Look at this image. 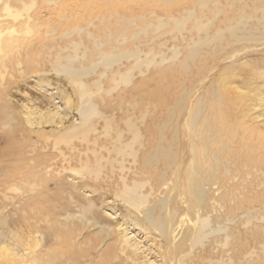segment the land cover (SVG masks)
<instances>
[{"label": "rangeland", "instance_id": "obj_1", "mask_svg": "<svg viewBox=\"0 0 264 264\" xmlns=\"http://www.w3.org/2000/svg\"><path fill=\"white\" fill-rule=\"evenodd\" d=\"M49 1L24 0L25 4L22 6L14 5L13 9L21 10L24 16L41 12V22L31 24L28 30L21 28L16 22L17 30L13 36L7 33L0 43V264H31L37 258L42 261L38 262L39 264H97L99 254H111L120 247L118 234L125 228H120V213L113 216L112 211L108 209H122L124 206V200L119 195L122 186H117L121 183L120 170L127 167L124 173L130 174L129 184L134 179L137 182L149 180L150 184H146L145 189L154 187V175L163 172V162L154 160V163L147 166L146 173L140 166L145 165L149 156L156 155V148L168 147V143L164 141L169 140V128L173 127L171 118L180 113L184 114L182 120L177 123L182 128L199 102L206 100L219 104L224 101L227 103V109L238 105L244 112L247 106L251 110L254 108V102L259 99L258 95L264 98V26L261 24L264 18V0H218V7L225 8L226 12L219 14L213 23L208 22L214 17L208 9L215 7L210 0L208 7L203 8L207 13L203 21L209 25L213 24V27L209 26V34H217L219 27L225 29L226 20L234 18L237 21L239 16L246 14L250 16L248 30L258 39L233 42L227 31L222 35L224 43L215 42L198 48L190 46L199 39L197 34L194 36L195 40L191 41V34L185 32L187 40H184V34L158 32V21L150 20L153 15H150L151 10L156 11L150 6L151 3L145 5L138 0L134 4L130 0L114 2H119L118 6H115L118 16L130 19L120 24L129 23L130 27H134L127 34L132 41L128 39L126 46L123 45L125 50H142L143 59L152 47L161 43L166 44L165 47H160L165 59H170L176 51L181 52L179 59L184 60V67H181L178 59L177 65L170 68L166 64L159 69L146 66L138 69L137 65L133 66L134 60L127 59L118 62L119 64L105 66L102 63V50L118 54L116 48L120 47L118 42H114V46L111 45L113 48L108 46L97 50L96 46L103 41L101 36H105L106 41H111L112 33L109 28L105 26L102 30L101 26V31L97 32V29L89 24L90 17L83 11H77L78 19H72L74 22L68 27V31L72 32L69 35L72 36L66 35L64 30L61 34L57 33L56 17L50 12L54 11L55 5L48 4ZM192 4H188L186 8L202 12L200 6ZM109 5H106V11L113 10ZM2 8L0 3V11ZM178 9L173 7L172 13L176 15L184 8ZM158 13L163 16V11ZM143 17L146 19L142 20ZM119 18L117 17L116 21L112 19L110 24H117ZM94 23L97 25L99 21ZM190 27H193V24L189 23L188 28ZM146 28L149 31L143 32ZM79 29L82 31L79 32ZM90 33L96 37L91 38ZM243 35L240 33V36ZM173 36H177V40ZM14 41H18V44ZM10 43L12 46L9 47ZM196 49L199 51V58L188 59ZM161 58L162 56L158 55L156 60ZM68 64L77 69L87 67L88 71L74 76L64 67ZM74 81L87 86L86 93L81 98L76 95ZM237 87L242 91L241 100H237ZM224 88H228V92H225ZM68 99L72 100L71 108L67 107ZM92 104L97 106L98 115H94L92 119L96 130L87 136L91 143L82 138L78 139L79 136L77 139L72 138L71 133L76 131L74 126L81 121L77 108L85 110ZM230 111L232 113V109ZM60 112L63 118H59ZM255 112L253 114H256ZM143 118H146L148 123ZM130 123L142 129L143 136L146 135V125H149L153 143L148 145L145 137L143 143L141 140L139 143L133 142L132 132H127ZM166 123L169 127H166ZM157 128L163 129L158 131ZM181 131L183 133V129ZM120 133L122 137L117 142ZM164 135L167 136L164 138ZM159 141H162V144ZM125 142L129 143V147L122 149L126 151L123 159L114 148L121 147ZM73 146L82 153L80 160L76 158L72 163L76 151L79 152L77 149L75 151ZM113 159L117 161L114 162ZM122 159L125 164L121 163L119 167L118 162ZM133 161L136 162L134 165ZM68 162L71 167L77 169L75 172ZM190 162L191 160L188 164ZM112 166L116 167L117 174L111 169ZM73 173H77V177L83 175L85 180L90 175L104 178V181L100 178V181L95 182H102L100 185L109 189L106 194H102H105L104 203L100 202L99 194L95 198L96 201H93L89 190L87 191L83 183H78L80 177L76 180L70 175ZM108 176L115 178L111 180ZM165 179L166 184H161L151 196V206L158 200H169L171 198L168 196L179 194L180 206H188L185 201L191 199V195L184 193L185 181L177 179L171 173H168ZM114 200L117 201L116 204L113 203ZM180 225L181 223L177 224L178 228L175 226L178 230L174 234V242H178L183 232L188 229L187 221L183 228L181 227V232ZM75 234L77 241L74 239ZM134 236L137 239L133 243L138 240L143 244L148 243L142 234L130 227L128 237L135 239ZM143 244L140 245L141 248ZM138 254L139 258H135L134 263L143 262L145 259L143 248ZM173 263L176 264V259Z\"/></svg>", "mask_w": 264, "mask_h": 264}, {"label": "bare ground", "instance_id": "obj_2", "mask_svg": "<svg viewBox=\"0 0 264 264\" xmlns=\"http://www.w3.org/2000/svg\"><path fill=\"white\" fill-rule=\"evenodd\" d=\"M116 1L118 0H76V2L74 0H50L48 4L55 5L54 11L52 10V12L50 10V12L56 17L57 25L55 30L57 33L61 34L63 33V30L66 31V35L72 33L68 31V27L71 26L72 22H74L72 19L75 21L78 19L76 17L77 11H83L90 17L89 19H91V21L89 24L97 29V32L101 31V26L102 30L103 27L105 28L106 26L112 34L117 33L114 34V37L112 34L110 35L111 41H106V38H104L105 36H101V38H103L102 44L97 43V50L111 46L114 42H118L120 45V47L116 48V51L118 50L117 52H119L118 54H114V52H110V50L107 52L102 50L103 53L99 51L103 54L102 63L105 66H111L123 59L134 60L135 63L132 65H137L138 69L143 66L155 67L159 69L166 64H168L170 68L177 65L176 60L179 59L181 52L176 51L170 59H165L164 53L160 47H165L166 44L161 43L152 47L150 49V53L148 52L145 59L141 58V53L144 52L142 50L139 51L137 49L129 51L124 49L123 45H125L127 40L130 38L127 34H129L134 27H130L131 24H127L126 22V25L120 24V22L123 23L127 20L130 21V19L122 18L121 15L118 16L115 6H118L117 4L119 2L114 4ZM121 1L122 0H120V2ZM135 1L136 0H130L132 4H134ZM209 1L210 0H202L200 2L199 0H138V2L145 5L151 3L150 6L153 7V9H156V11L151 10L150 15H153L150 17V20L152 21V19H155L158 21V32H162L164 34L177 33L181 35L185 32L191 34V41L195 40L194 36H196V34L199 35V39L191 44V47L198 48L202 45H209L215 42L224 43V37L222 35H224L227 31H229L228 33L232 36L233 42H247L258 39L257 36L248 30L250 16L248 17L246 14H240L241 16L238 17L237 21L234 18L226 20V22H224L226 24L225 29L219 27L217 28L218 30H216L217 34H209V26L213 27V24L209 25L203 21L207 14L205 9L208 7ZM33 2L30 3L33 5ZM211 2L215 4V7L208 9V11L212 13L214 17L209 19L208 22L213 23L217 16L225 13L226 10L225 8L218 7V0H211ZM0 3L3 5L2 10L0 11V43H2L3 38L7 33L13 36L17 30V26H15L16 22L19 26H22L21 28L26 30L30 28L31 24H38L41 22V12H37L34 15L27 14L24 16L21 10L17 8V10L13 9L15 7L14 5L22 6L25 4L24 0H0ZM188 4L200 6L202 12L198 13L193 9L186 8L188 7ZM106 5L107 7L108 5L109 7H112L113 10L110 9V11H106ZM130 7L132 6L130 5ZM173 7L177 9L182 7L184 9L182 12L178 11L175 15L172 13ZM203 8H205L204 11ZM107 10H109V8H107ZM157 10L163 11V16H160L158 13L159 11ZM262 10L264 12V7H262ZM262 15L264 16V13ZM117 17H120L117 24H110L111 20H115ZM92 19L99 21V23L96 25L94 23L95 21ZM145 19L146 17H143L142 20ZM261 22L262 26H264V18ZM5 23H7V25H5ZM189 23L193 24V27L188 28ZM119 28L125 29L122 30ZM143 30V32L149 31L148 28ZM81 31L82 29L79 32ZM87 31L88 30H86V32ZM240 33H243L244 35L240 36ZM98 35L100 38V34ZM203 35L205 36L202 37ZM90 37H96V35L94 36L90 33ZM173 37L175 40L178 38L177 36ZM183 38L184 40L188 39L185 34L183 35ZM121 40L124 42L122 43ZM14 43L18 44V41H14ZM114 44L112 46H114ZM8 46H12V43L8 44ZM112 46L111 48H113ZM158 55L162 56L159 61L156 60ZM88 56L91 55L88 54ZM198 56L199 51L196 49L195 52L193 50L191 57H188V59L196 60L199 58ZM213 56L215 55L213 54ZM204 62L206 64L208 63L206 61ZM179 63H181V67H184V60L182 61L179 59ZM206 64L204 67H206ZM64 67L74 76H79L85 71H88L87 67L79 69L75 67V69L69 64ZM73 85L75 87L76 95H78L79 98L84 96L87 88L86 84L74 81ZM224 89L225 92H228V88ZM237 90L239 92L237 100H241L242 91L239 90L238 87ZM258 98L259 99L254 102V108L251 110L249 106H244V112L239 109L238 105H234V102L230 103L235 106L234 108L230 107L232 109V113L230 108H226L227 103L224 101L219 102V104L211 101L207 102L206 100L205 102H199L197 103L192 116H190V119L185 120L182 128L177 123L182 120L184 114L180 113L175 116V118H171L170 123L173 127H171V129L169 128V130H171L169 132V140L166 139V141H164L165 143H168V147L160 146L156 148V155H148L149 157L145 162V165L140 166L141 168L143 167L142 171L146 173V171H148V165H151L159 160L163 162V172L154 175V187L145 189L147 188L146 184L149 183V180L137 182V180L134 179L133 181L131 180L132 183L129 184L128 182L130 180L128 181V179L130 174H126V172L124 173L127 167L125 170L122 167V170H120L122 173L119 178L121 183L117 186H122L120 187L121 191L119 195L124 200V206L122 209L116 207L108 209L112 211L113 216H118L120 213L122 217L120 228L124 226L125 228L120 230L118 234V239L121 241L120 247L118 246L111 254H107V252L99 254L97 264H174V259H176V264H264V120H262V118L264 119V98H262L261 95H258ZM66 104L68 108L73 106L71 99H68ZM79 108L80 109L77 108V111L80 113L81 121L79 124L74 126L76 131L71 133V135L72 138L77 139L79 136L78 139L82 138L89 143V137H87L88 133L96 130L92 119L94 115H98L97 106L92 104L85 110H83V108L81 110V107ZM253 111H256V114H253ZM61 115L62 113L60 112L59 118L64 117ZM126 121L129 120L127 119ZM144 121L147 122L146 118ZM159 121L161 122V120ZM168 123H166V125ZM161 124L163 125V123ZM177 126L179 127L176 128ZM148 127L146 125L145 136L141 134L142 129L140 130L138 126L131 123L127 132H132L134 136L133 142L139 143L140 140L142 142L145 137V141L149 145L152 142L151 138H153V136H150L151 129ZM166 127L169 126L167 125ZM182 129L183 133L181 131ZM151 132H153V130ZM81 135L83 137H80ZM166 136L164 135V138ZM121 137L122 133L119 134L117 142L120 141ZM129 137L128 139L130 140ZM162 141H159V143L162 144ZM124 147H129V143L125 142V144L123 143L121 147L117 146L114 148L118 154L123 156V159L126 155V151L122 150ZM76 149L78 150L77 147H74L75 151ZM81 153L80 151H76L74 159L71 160L72 163L73 161H76V158L81 156ZM133 153L136 156V151ZM140 157L142 156L140 155ZM123 159L118 162L119 167L121 163L125 162H123ZM78 160H80V158ZM133 160L135 161L137 159ZM190 160L191 162L188 164ZM113 161L115 162L117 160L113 159ZM134 161L132 165L136 163ZM68 164L72 169L73 167H71V163L68 162ZM111 169L115 171L116 167L114 168L112 166ZM73 170L75 172L77 169L73 168ZM168 173L175 175L177 179L179 178L185 181L184 193L191 195V199L185 201L188 206H180L179 196L181 194L174 197L172 195L168 196V198L170 197L171 199L164 201L158 200L157 203L151 206V196L156 192L161 184H166L165 176L168 175ZM110 174L113 175L112 172ZM70 175L76 180L80 177V181L78 183L84 184L87 191L89 190L91 195L90 197H92L93 201H96L95 198L97 194H99L98 196L101 197L100 202L104 203V196L106 191H109V189L100 185L102 182L95 183L96 181H100L102 179L99 175H90L86 178V180L83 178V175L77 177V173ZM114 178V176L110 177L111 180H114ZM140 178L142 179L143 177ZM102 181H104V178ZM115 183L116 181L114 184ZM104 192L105 194L102 195ZM116 202V200L113 201L114 204H116ZM121 210H123V212ZM244 217H246V219H244ZM187 218L189 220H187ZM184 221H187L188 229H186V232H183L181 239L178 242H174V234L176 233V230H178L176 229L177 224L181 223V232L185 223ZM130 227L136 229L137 232L142 234L145 239L148 240V243L143 244L140 240L133 243L137 237L135 238L136 235L134 236L135 239L128 237ZM177 236H179V234ZM74 239H77L76 234ZM142 244L145 259L143 262L134 263V259L136 258L137 260V258H139L138 252L142 249L140 247ZM44 256L47 255L44 254ZM3 258H6V256H3ZM40 261L41 260L37 258L33 261L34 263L31 264H37L38 262L40 263ZM28 262L30 261L28 260Z\"/></svg>", "mask_w": 264, "mask_h": 264}]
</instances>
